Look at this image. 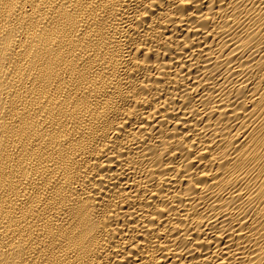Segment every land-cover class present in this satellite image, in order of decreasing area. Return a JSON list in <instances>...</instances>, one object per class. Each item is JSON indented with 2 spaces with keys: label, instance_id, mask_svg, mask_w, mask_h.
I'll return each mask as SVG.
<instances>
[{
  "label": "bare ground",
  "instance_id": "obj_1",
  "mask_svg": "<svg viewBox=\"0 0 264 264\" xmlns=\"http://www.w3.org/2000/svg\"><path fill=\"white\" fill-rule=\"evenodd\" d=\"M0 264H264V0H0Z\"/></svg>",
  "mask_w": 264,
  "mask_h": 264
}]
</instances>
